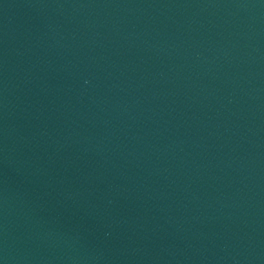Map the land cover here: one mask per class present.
<instances>
[{"label": "water", "instance_id": "obj_1", "mask_svg": "<svg viewBox=\"0 0 264 264\" xmlns=\"http://www.w3.org/2000/svg\"><path fill=\"white\" fill-rule=\"evenodd\" d=\"M0 264H264V0H0Z\"/></svg>", "mask_w": 264, "mask_h": 264}]
</instances>
